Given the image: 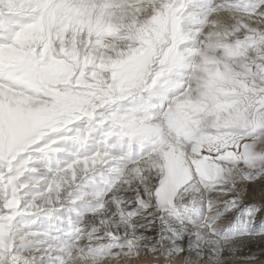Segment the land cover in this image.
Returning <instances> with one entry per match:
<instances>
[{
	"label": "snow or ice",
	"instance_id": "6c2138e0",
	"mask_svg": "<svg viewBox=\"0 0 264 264\" xmlns=\"http://www.w3.org/2000/svg\"><path fill=\"white\" fill-rule=\"evenodd\" d=\"M131 3L0 0V264H36L31 246L21 242L22 222L46 221L42 239L68 227L75 232L79 197L98 184L107 191L121 165L149 147L159 146L165 161L156 200L172 207L193 175L207 188L218 187L223 163L247 159L245 141L264 133V89L245 83L222 93L208 71L213 61L201 55L195 62L198 42L189 31L202 28L211 12L264 10L256 7L260 0L219 6L160 0L144 21L126 18ZM157 19L164 21L163 47L156 43ZM242 39L246 46L258 38ZM119 41L126 46L117 49ZM117 140L125 156L120 161L111 159ZM181 141L193 146L194 159L180 150ZM68 144L76 146L70 153ZM109 166L113 171L101 183L95 173ZM240 205L232 199L229 210ZM259 219L244 206L235 234L264 239V228L249 231Z\"/></svg>",
	"mask_w": 264,
	"mask_h": 264
},
{
	"label": "clouds",
	"instance_id": "9594fccd",
	"mask_svg": "<svg viewBox=\"0 0 264 264\" xmlns=\"http://www.w3.org/2000/svg\"><path fill=\"white\" fill-rule=\"evenodd\" d=\"M227 2L208 0L214 6ZM159 4L160 0H132L124 14L128 20L144 21ZM260 5H264V0L256 7ZM153 29L157 46L163 47L166 43L163 19H157ZM189 31L198 42L195 62H199L201 55L213 61L208 71L215 76L222 93L235 92L245 83L264 89V10L251 14L228 9L211 12L202 28ZM251 36L258 39L245 46L242 38ZM125 46V41L116 45L117 49ZM151 70L148 65L145 73ZM245 142L249 145L247 159L223 163L226 175L218 187L207 188L193 175L191 183L181 185L174 205L163 208L154 193L163 179L165 161L159 146L149 147L136 160L121 165L118 178L108 185L107 191L98 184L79 197L81 215L74 222L75 232L68 227L42 239L38 234H46L50 225L46 221L41 224L25 221L21 225V242L31 246L28 256L36 264H229L244 243H264L256 235H236L237 226L229 210L232 199L247 206L249 187L264 184V133ZM75 147L68 144L66 153ZM111 147L112 160L125 158L119 151V140ZM180 150L189 160L198 155L190 143L183 141ZM112 171L111 166L102 167L95 176L103 183ZM251 206L260 217L248 226L255 233L257 225L264 228V200ZM34 224L36 231H24ZM69 249L71 254L65 256ZM252 264H264V259Z\"/></svg>",
	"mask_w": 264,
	"mask_h": 264
},
{
	"label": "bare ground",
	"instance_id": "6f19581e",
	"mask_svg": "<svg viewBox=\"0 0 264 264\" xmlns=\"http://www.w3.org/2000/svg\"><path fill=\"white\" fill-rule=\"evenodd\" d=\"M258 200H264V184H258L255 187H249L246 203L248 205H252ZM244 206L245 204H241L240 209H242ZM240 209L231 211L230 213L232 222L237 226L236 229L238 228L237 218L240 215ZM262 249H264V243L246 242L240 246L237 252H235L229 261V264H252V262H249L245 259L252 256L256 257L255 261L262 260L264 259V251H262Z\"/></svg>",
	"mask_w": 264,
	"mask_h": 264
}]
</instances>
